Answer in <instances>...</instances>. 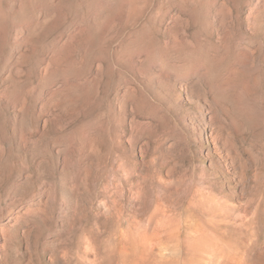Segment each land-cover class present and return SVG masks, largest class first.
I'll return each mask as SVG.
<instances>
[{"label": "rangeland", "instance_id": "1", "mask_svg": "<svg viewBox=\"0 0 264 264\" xmlns=\"http://www.w3.org/2000/svg\"><path fill=\"white\" fill-rule=\"evenodd\" d=\"M0 264H264V0H0Z\"/></svg>", "mask_w": 264, "mask_h": 264}]
</instances>
